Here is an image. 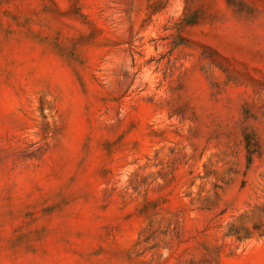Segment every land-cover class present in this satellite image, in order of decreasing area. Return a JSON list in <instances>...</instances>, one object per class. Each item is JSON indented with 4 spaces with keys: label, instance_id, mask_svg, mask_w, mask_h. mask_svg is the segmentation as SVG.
<instances>
[{
    "label": "rangeland",
    "instance_id": "374dc122",
    "mask_svg": "<svg viewBox=\"0 0 264 264\" xmlns=\"http://www.w3.org/2000/svg\"><path fill=\"white\" fill-rule=\"evenodd\" d=\"M0 264H264V0H0Z\"/></svg>",
    "mask_w": 264,
    "mask_h": 264
}]
</instances>
